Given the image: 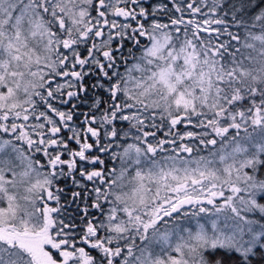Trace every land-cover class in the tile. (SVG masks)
<instances>
[{
	"label": "snow or ice",
	"instance_id": "6c2138e0",
	"mask_svg": "<svg viewBox=\"0 0 264 264\" xmlns=\"http://www.w3.org/2000/svg\"><path fill=\"white\" fill-rule=\"evenodd\" d=\"M257 257L264 0H0V264Z\"/></svg>",
	"mask_w": 264,
	"mask_h": 264
},
{
	"label": "trees",
	"instance_id": "16d2710c",
	"mask_svg": "<svg viewBox=\"0 0 264 264\" xmlns=\"http://www.w3.org/2000/svg\"><path fill=\"white\" fill-rule=\"evenodd\" d=\"M206 154V153H204ZM255 264H264V259H261L260 257H257L255 260Z\"/></svg>",
	"mask_w": 264,
	"mask_h": 264
}]
</instances>
